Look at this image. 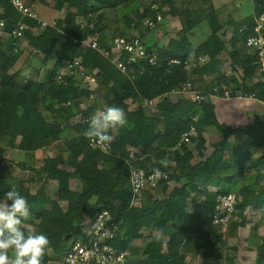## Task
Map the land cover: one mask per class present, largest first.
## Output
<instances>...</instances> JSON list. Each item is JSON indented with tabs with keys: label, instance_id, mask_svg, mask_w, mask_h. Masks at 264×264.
<instances>
[{
	"label": "trees",
	"instance_id": "trees-1",
	"mask_svg": "<svg viewBox=\"0 0 264 264\" xmlns=\"http://www.w3.org/2000/svg\"><path fill=\"white\" fill-rule=\"evenodd\" d=\"M89 1L56 0L54 7L72 11L73 19L66 23L58 18L53 25H43L39 19L19 11L11 0H0V21H5L2 28L10 34H0V137L26 152L63 140V145L56 146L58 156H45L39 168L8 158L0 143V200L11 188L28 199L31 219L23 221L22 227L47 235L51 242L43 264L58 259L71 240L103 211H108L117 225L108 242L128 250L127 264H185L190 252L197 254L199 248L220 251L222 241L236 235L250 206L253 215L257 212L260 216L254 226L264 224V113L255 115L247 125L234 127L221 122L217 104L211 98L236 97L240 93L253 94L264 101V75L258 73L257 55L245 45L256 17L264 11V0H254L255 11L236 22L231 43L218 33L222 25L214 16L210 19L211 34L195 49L189 39L192 30L183 27L179 38H171L169 47L160 46L153 64L148 58L133 60L123 51L117 57L126 65L125 70L113 62L114 56L108 58L90 45L83 47L81 41L89 37L90 31L100 47H110L117 37L134 39L132 30L136 28L144 42L147 31L154 32L159 27L157 8H151L159 1L151 0L140 14L154 21V26L148 24L142 29L129 21L131 24L108 39L104 34L107 24L101 19L95 20L93 28H83L75 22L74 17L89 7ZM117 1L128 6L136 0H108L113 4ZM20 22L25 24L23 38L32 48L27 58L23 56L27 47L18 45L20 37L14 32ZM36 51L44 56L41 58ZM147 51L153 48L147 47ZM76 55L82 56L90 70L98 69L97 87H82L83 78L69 71L63 72L62 79L58 77L61 64ZM172 58L180 59V63H170ZM43 68L44 78L40 77ZM206 74H212L208 82H204ZM188 81L204 98L195 99L189 93H181L176 100L171 98L170 94ZM96 91L101 98L90 97ZM128 99L138 105L132 108ZM150 99H155L154 105L145 102ZM112 105L125 110L128 124L117 133H109L113 140L110 151L105 152L92 147L84 132L94 109ZM192 126L195 137L188 133ZM208 127H215L221 139L205 156L202 150ZM240 132L248 139V153L228 155L230 136ZM186 133L189 142L184 140ZM195 148L200 151L196 161ZM257 152L258 157L245 165L248 156ZM165 157L166 168L159 163ZM133 167L143 169L146 176L159 168L168 176L161 177L158 185L147 181L142 191L135 193ZM235 168L241 171L231 173ZM241 177L246 180L238 190L233 185ZM72 178L80 181V189L70 187ZM171 181L180 186L170 187ZM208 189L213 194L207 196ZM231 192L237 195L236 211L226 226L213 224L218 196ZM137 200L143 203L135 205ZM62 201L68 202L67 209L62 207ZM82 211L88 214L84 218ZM70 233L72 236L67 238ZM144 237L149 240L140 250L133 246L137 252L132 258L133 241ZM182 246H190L187 253L180 252ZM258 255L257 264H264V239L258 246ZM225 264L236 263L227 258Z\"/></svg>",
	"mask_w": 264,
	"mask_h": 264
},
{
	"label": "rangeland",
	"instance_id": "rangeland-1",
	"mask_svg": "<svg viewBox=\"0 0 264 264\" xmlns=\"http://www.w3.org/2000/svg\"><path fill=\"white\" fill-rule=\"evenodd\" d=\"M150 1L151 0H136L133 1L130 5L125 6L123 4L118 3V1L117 3L113 4L111 2H108V0L105 1L90 0L89 7L87 9H83V11H81L80 14L79 12L76 13V15L79 14V16L74 17L75 22L81 24L83 28L84 27L93 28L95 24L97 25V23L94 24L95 20L97 19L98 21L99 19H101L103 22L107 24L104 33L105 36H107V39L110 38L112 35L119 34V32L124 30L128 26V24H131L129 21L131 22L134 21L135 23H137V25H140L142 29H146L148 25V21L145 18H141L142 16H140V14L143 11V8L148 4H150ZM158 1H159L158 4L159 11L157 13L162 15V20L159 22L160 24L158 23L159 27L156 31L150 32L148 30L144 36L146 48L147 47L153 48V51L149 52L148 55L150 57L156 55L157 58H158V52L161 51L160 46L169 47L171 38H179L180 31L183 27L192 30L189 34V39L191 41V48L195 49L202 42L207 40L208 36L211 34L212 28L210 24V19L214 16L215 18L217 17L218 22L221 23L222 25L218 33L222 37H224L228 43H231L232 41L231 39L233 38L235 33L236 22L242 20L244 17L251 14L254 3L253 0H158ZM33 2H34L33 4H27L26 2L25 3L37 14L36 17H32V18L39 19V21L43 23V25L45 24L53 25L58 18L65 19L68 12L71 13L69 22L73 19L72 11L68 10L67 12H65L63 10L56 9L54 7L56 0H33ZM72 10L75 11V9ZM99 16H101V18H99ZM229 19L233 22L229 21ZM195 20L197 21V23H194ZM1 21H0V34L6 36L7 33L2 28L4 25L1 24ZM132 31L135 34V36H139V34H137L138 31L136 30V28L133 29ZM89 36H90V31H89ZM106 44L107 46L109 45L108 42H106ZM18 45L27 47L23 53V56H26L25 58H27L30 54V50L32 49L31 47L27 46V39L25 37L22 38L21 40H19ZM36 54H40V52L36 51ZM40 55L41 58L44 56V54L42 53ZM22 60L23 59H21L18 63L21 64ZM47 61L50 62V57H48ZM148 61L150 62L149 58ZM227 66L228 65L226 64L225 68H227ZM45 74H46V69L43 68L40 77L42 76L44 78ZM211 78H212V74H208V75L206 74L204 82H208L209 80H211ZM98 96H100L101 98L102 94L96 91L95 99H97ZM170 96L171 98L176 100L181 96V93L173 92L170 94ZM236 96L237 97L230 96L226 98H220L217 97L216 95H213L211 98L214 102H216L217 105H219V109L217 110L221 122H226L234 127H239L249 124L252 118L259 112L260 110L259 108L264 107V104L261 103L260 101H258V103L257 101L253 102L252 96L246 97V99L239 97V95ZM128 102H130L132 108L138 105V102L135 101L134 99H128ZM76 121L79 120L77 119ZM86 128H88V125ZM113 132L117 133V130H113ZM73 134H75V131L73 132ZM193 136L194 137L197 136V133L193 134ZM204 136L206 138V143H205V147L202 150V153L205 156H208L214 150L215 145L220 141L221 138L215 127H208ZM245 137L246 136H244L243 133L241 132L231 135L229 138V142L232 145L230 146V149L227 150V154L240 155L241 152L248 153V150L246 149L248 139H246ZM19 139L20 138L17 139V142H19ZM184 140L186 142H189L191 139L189 140V138L184 137ZM0 143L3 145L8 158L16 162H20V163L24 162L28 165H32L39 168L44 163L43 158L45 156H55V157L58 156V151L56 149V146L58 144L63 145V140L56 141L54 143L47 145L46 147H43L33 152H26L25 150L18 148L16 143L15 144L9 143L7 138L3 139V137H0ZM194 154H195L194 161H196L200 155L199 149L195 148ZM258 154H259L258 152L251 153V155H249L248 159L245 161V165L248 166L254 158L258 157L257 156ZM235 170H237L238 172L241 171L235 168V169H231V173L237 172ZM243 171H245V174L248 172L246 170ZM245 180L246 179L242 177L236 178L237 183L234 184L233 186H236L237 189L239 190V188L243 185V182ZM175 183H176L175 181H171L170 187H173V185L174 187L180 186V184L177 183L175 185ZM158 184L159 181L156 182V185ZM80 185L81 183L78 179L72 178L70 180L71 188L80 189ZM52 188H54L53 183L51 184V189ZM157 188H158L157 190H160L159 187ZM209 188H212V186H210ZM211 194H213L212 189H208L207 196ZM142 203L143 200L142 202L141 200L134 201L135 205H141ZM61 205L65 209L69 207V204L66 201H62ZM190 208L192 209V203H190ZM253 210L254 209L252 206L248 207L246 211L247 212L246 220L240 226L236 235L228 237L226 240L222 241L221 244L224 245L220 246V251L219 248L212 249V247H207L205 250L199 248L198 250L199 252H197V254L196 252L193 253L190 252V256H188L185 260V264H216V261L219 262L221 261L220 264H225L227 258H231L233 262L236 264H257L259 260L258 246L262 245L264 239V224H261L259 226H254V223H256V221L259 220L260 216H258L259 213L257 212H255V215H253L254 213ZM87 215H88L87 212L82 211L83 218ZM155 233L158 234L159 231L156 230ZM148 240L149 238L144 237L133 241L131 248L132 258L134 252H137L136 249L134 251L133 248L139 246V250H140V247L143 244H145ZM189 248L190 246L188 247L182 246L180 252L187 253V250ZM127 258H128V250H127Z\"/></svg>",
	"mask_w": 264,
	"mask_h": 264
},
{
	"label": "built area",
	"instance_id": "built-area-1",
	"mask_svg": "<svg viewBox=\"0 0 264 264\" xmlns=\"http://www.w3.org/2000/svg\"><path fill=\"white\" fill-rule=\"evenodd\" d=\"M14 6L24 14H28L31 17H36L37 14L33 11L24 0H11ZM151 8L159 11L157 4H152ZM162 20V15L157 13V21ZM148 24L151 26L155 25L152 20H147ZM2 25H5V21H1ZM25 25L20 23V26L14 32L17 36L22 39L24 36ZM7 36H10L8 34ZM83 45H90L92 47L98 48L106 57L112 58L113 62L117 64L118 67L125 70L126 65L117 56L123 51L128 52L132 59L136 58H149L150 63H155L157 56H149L146 46L143 41L140 40L138 36L134 39L128 40L126 37L120 36L115 38L114 44L110 47H100L99 40L93 34L87 39L81 41ZM249 49H251L255 55H257L258 62V73L264 75V11L261 12L256 17V23L253 28V33L250 34L246 40L245 44ZM170 63H180V59L172 58ZM189 67V66H188ZM69 71L72 74L79 75L83 78V86L86 88L97 87L100 83L98 69L90 70L83 64L82 57L76 56L73 60L64 61L59 68L58 77L62 79L63 72ZM93 87V88H94ZM175 93H189L194 96L195 99H203L204 95L200 90L193 85L190 81L184 83V85L179 89L175 90ZM228 95L229 92L226 91ZM251 96H254L253 94ZM91 98L96 97L95 93L90 94ZM147 103L154 105L155 100H146ZM100 107V108H99ZM94 109L89 118H87V123H89L91 117L105 109V107L99 106ZM188 133H195V127L192 126ZM188 133L185 134L187 138ZM92 147L100 148L105 152H109L111 148V143L107 147H101L98 144H93ZM161 172V171H160ZM133 177V189L135 193L142 191L147 181H150L153 185L161 177H167V173L161 172V175H156L154 172L149 176L145 175L143 169L138 167L132 168ZM236 199L237 195L234 192L228 194H222L218 196V205L212 214V223L220 224L226 226L231 219L232 214L236 211ZM117 230V225L111 221V215L108 211H103L94 216L93 223L85 227L83 233L80 236L74 237L68 244L62 255L55 259L52 264H127V250L120 249L108 242L110 238L113 237L115 231Z\"/></svg>",
	"mask_w": 264,
	"mask_h": 264
},
{
	"label": "clouds",
	"instance_id": "clouds-1",
	"mask_svg": "<svg viewBox=\"0 0 264 264\" xmlns=\"http://www.w3.org/2000/svg\"><path fill=\"white\" fill-rule=\"evenodd\" d=\"M81 45L86 46L82 43ZM127 124L128 119L123 108L108 106L91 117L84 136L93 144L107 147L113 140L109 133ZM159 163L165 168L168 167L167 157L162 158ZM154 173L161 175L159 168L154 169ZM29 219L31 211L28 199L17 189L11 188L3 200H0V264H43L51 242L47 235L26 231L22 227V222Z\"/></svg>",
	"mask_w": 264,
	"mask_h": 264
},
{
	"label": "crops",
	"instance_id": "crops-1",
	"mask_svg": "<svg viewBox=\"0 0 264 264\" xmlns=\"http://www.w3.org/2000/svg\"><path fill=\"white\" fill-rule=\"evenodd\" d=\"M254 1V0H253ZM255 2V1H254ZM255 11V6H254V3H253V10H252V12L251 13H253ZM145 39V38H144ZM144 42H145V40H144ZM239 95V97H241V98H245L246 99V97H251V95H248V96H242L241 94H238ZM237 97V96H236ZM252 100H253V102H255V101H257V103H258V101H260L261 103H263L264 104V101H261V100H259V99H257L256 97H253L252 96ZM216 103V102H215ZM217 109H219V105H217ZM260 110H259V112L257 113V114H261V113H264V107L263 108H259ZM256 114V115H257ZM262 152H264V149H263V151ZM246 153H244V152H241L240 153V155H245ZM258 156V155H257Z\"/></svg>",
	"mask_w": 264,
	"mask_h": 264
},
{
	"label": "water",
	"instance_id": "water-1",
	"mask_svg": "<svg viewBox=\"0 0 264 264\" xmlns=\"http://www.w3.org/2000/svg\"><path fill=\"white\" fill-rule=\"evenodd\" d=\"M70 17H71V13L68 12L67 15H66V17H65V19H64L66 23L69 22ZM71 236H72V235H71V233H70V234H68L67 238H70Z\"/></svg>",
	"mask_w": 264,
	"mask_h": 264
}]
</instances>
